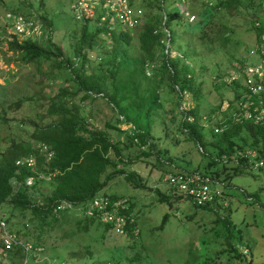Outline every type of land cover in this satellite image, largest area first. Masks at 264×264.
I'll return each mask as SVG.
<instances>
[{
	"label": "trees",
	"instance_id": "trees-1",
	"mask_svg": "<svg viewBox=\"0 0 264 264\" xmlns=\"http://www.w3.org/2000/svg\"><path fill=\"white\" fill-rule=\"evenodd\" d=\"M26 1L18 2L24 5L27 4ZM128 1L132 5V0ZM165 1H143L141 9L145 10L144 19L138 26L129 29H123L113 14L106 15L105 10L99 8L92 14L83 13L80 18H75L77 15L71 10L74 19L80 23L81 31L78 36L77 29L72 28L74 58L64 54L61 48L51 42V25L44 15L37 18L31 13L25 15L42 22L44 29L41 38L19 39L13 34L8 36L7 50L16 54L14 58L26 64L49 60L54 68L58 67L62 71H54L51 67H48V71L39 66L40 71L49 78L54 77V80L63 73L65 80L69 82L67 87L61 86L54 95H49L40 88L39 94L42 97L27 98L39 102L43 113L34 120L21 123V126L25 125L26 129L32 130L28 136H17L10 130L5 117L0 115V125L7 126L6 133H0V207L8 208V212H5L7 218L0 220L7 223L15 217L16 212L22 217L30 215L31 218L21 228L14 231L8 227V231L34 247H41L43 254L51 239L63 242L67 239L68 242L63 246L75 248L70 239L88 236L90 231H94L99 240H104L107 226L97 218L78 216V211L59 210V207L70 203L74 208H83L84 211L88 202L116 176H122L128 183L140 186L135 173L124 170V167L136 160L132 161L130 156H126L127 159L124 160L123 151L132 146H137L140 151L146 147L152 148L151 128L153 117L158 113L160 115L159 93L162 82L166 83L169 92L176 94L177 106L182 99L181 92H188L196 102L201 99L200 84L194 78L193 69L186 63L187 59L194 60L192 54L196 48L190 47L189 43L186 46L177 43L182 57L170 58L165 53L166 45L162 42L165 38L164 28L170 33L171 45H174L175 38L179 41V36L173 28L174 23L183 26L190 41L195 39L190 36L192 34L198 38L202 47H213L222 51L235 42L233 34L239 24L247 25L254 32L255 40L264 34V0H173L174 6L171 10L166 9ZM182 1L187 3L185 11L193 17L191 22L188 16L176 9V3ZM0 6L11 10L7 12L20 13L18 6L10 9L9 3H3V0H0ZM190 11L193 14H190ZM240 18L248 20L242 21ZM135 29L138 45L136 55L129 52L133 50L130 32ZM106 33L112 40V46L105 49L97 58L99 63L94 64L89 53L97 49L96 41L101 34ZM3 43L1 40L0 44ZM44 43L47 46H44ZM241 62L242 59H239V64ZM147 64L150 66L149 75L145 69ZM0 89L4 91V88ZM77 95L80 96L79 102H70V99ZM236 96L237 94L233 98ZM97 98L107 102L115 118L100 123L99 128H89V123L81 112V103L87 100L93 102ZM21 103L19 100L12 106L19 109ZM218 109L219 107L215 111ZM177 113H180L179 110ZM187 114L191 115L193 121L186 120L184 115L178 123V129L186 136L182 141L193 142L198 149H202V153L207 150L205 155L210 160L209 164H219L223 154L232 155L237 148L254 147L258 152L263 150L264 146L259 143L262 136L260 127L247 122L234 123L221 134H215L211 129V137L207 139L203 133L206 127L201 124L197 107ZM121 124L131 125V128L122 131ZM211 126L216 127L218 124ZM122 134H125L124 140H120ZM43 144L53 152L50 159L38 150ZM29 155L35 158L33 168L16 165L17 160ZM142 156L149 157L150 154L141 151L137 159ZM119 165L123 168H118ZM223 168H227L233 175L243 171L231 165ZM39 176L43 178L40 179ZM27 178H33V185H26ZM171 199L176 203L186 200L181 196L163 195L161 202ZM194 206L209 209L210 204ZM165 219L166 217L163 221ZM217 221L228 225L226 218L218 217ZM70 225H73L74 229L66 231ZM100 227L101 233L98 232ZM31 228V232L35 234L31 235ZM138 239L139 236L136 239L131 237L128 239L131 240L130 245H123L121 249H110V257L115 259L114 264L133 262L127 253H132L141 245ZM4 255L18 259L19 264H24V255L18 247L3 249L0 260ZM67 255V264H76L74 261L78 260V257L82 261L79 264H111L105 261V256L95 259V255L91 254L88 248L83 252H70ZM136 257L139 258L140 255L137 254ZM58 261L63 262L60 258ZM29 263L40 264L33 260L27 261L26 264ZM183 264L193 262L188 259Z\"/></svg>",
	"mask_w": 264,
	"mask_h": 264
},
{
	"label": "rangeland",
	"instance_id": "rangeland-1",
	"mask_svg": "<svg viewBox=\"0 0 264 264\" xmlns=\"http://www.w3.org/2000/svg\"><path fill=\"white\" fill-rule=\"evenodd\" d=\"M18 1L23 2V0H3V3H9L10 9L20 4L18 11L24 15L31 13L36 18L44 15L51 25L49 29L51 42L71 58H74L72 45L75 43L71 41L72 28L77 29L78 36L81 32L80 23L74 19L71 10H76L75 18H80L83 13L92 14L97 8L110 13L108 9L110 7L116 16L119 5L118 0H29L31 6L28 0L24 5ZM143 1L146 0H132L131 6L141 9ZM76 4L78 8H74ZM173 6V0L165 1L167 10H171ZM186 6V1L176 3V9L183 13ZM7 11L11 10L0 8V41H4L2 45L0 44V87L4 88V91L0 89V115L5 117L13 133L23 137L30 135L32 130L26 129L25 125L21 126V123L34 120L38 115L43 114L41 104L27 98L42 97L39 94L40 88L49 95H54L61 86L67 87L69 82L65 80L63 73L54 80V77L49 78L40 71L39 66L48 71V67L54 68L49 60H41L37 64H26L14 58L16 54L7 50L6 41L9 40L8 36L11 32L7 30V35L2 32L4 31L2 20ZM144 11L141 20L144 19ZM190 14L193 13L190 11ZM189 21L191 22V19ZM39 23L42 24L41 21ZM121 27L127 29V26ZM173 28L179 36V41L174 39L175 43L171 45V50L177 55L170 58L182 57L177 49L178 44L186 46L189 43L190 47L196 48L192 54L194 60L187 59L186 63L193 69L194 78L201 88V99L198 102L187 93L183 95L179 106L186 113L197 107L199 118L207 119L208 115L213 116L216 113L215 110L222 103L226 105L227 102L224 101L233 98L232 88L228 85H218L219 82L216 80L236 68L239 59L245 57L246 52L254 44V32L247 25L239 24L233 34L236 43L233 42L222 51L213 47H202L199 45L198 38L192 34L190 36L195 39L190 41L182 25L173 23ZM136 30L130 32L133 50L129 52L134 55L138 47ZM96 42H98L97 49L89 53L94 64L99 63L97 58L104 53L105 49H110L112 46L108 33L101 34ZM43 45L47 46L46 43ZM54 71H62V69L57 67ZM176 97L175 93L169 92L166 83L162 82L159 93L160 115L158 113L153 117L151 128L153 145L151 149L146 147L141 150L146 151L150 156L137 159L141 154L137 146L123 151L124 160L127 159L126 156L136 160H132L133 163L124 167V170L134 172L140 186L128 183L122 176H116L99 192V195L127 198L133 206L140 229L138 241L141 245L132 253L128 251L127 256L133 260L130 264H183L188 259L193 264H249L250 261L252 264H264V177L258 173L246 171L233 175L227 168H223L222 164H209L210 160L205 155L207 150L202 153V150L198 149L193 142L182 141L186 136L178 129V123L184 114L181 115L180 111L177 113L179 106H177ZM19 100L22 103L19 109H15L12 105ZM79 100L80 96L77 95L70 99V102H79ZM89 101L81 103V112L86 117L89 128H99L100 123L115 118L104 99L97 98L93 102ZM201 124H207V122L204 121ZM129 128L131 125H120L122 131H127ZM6 130V124L0 125L1 134H5ZM203 133L207 139H210V128L206 127ZM124 135L120 136V140L125 139ZM118 168L123 167L119 165ZM170 172L198 173L207 176L212 181L211 189L218 190L221 196L210 204L209 209L195 207L187 199L177 203L173 199L161 202L163 195L174 196L172 189L165 182ZM5 212H8V208L1 206L0 218L4 220L7 218ZM164 217H166L165 221H163ZM218 217L226 218L228 225L217 221ZM30 218V215L22 217L16 212L15 217L7 222V226L15 231ZM72 229L74 227L70 225L66 231ZM31 230L32 228L29 229L31 235L35 234ZM101 231L102 227L98 232L101 233ZM66 240L65 242L49 240L45 254L39 255L37 259H34L35 262L42 264L44 260H47L45 264H54L56 261L61 262L58 261L60 258L67 264V254L81 250L83 252L88 248L91 254L95 255V259L105 256L107 263L114 264L115 259L113 256L110 257V251L115 250V247L121 249L123 245L127 246L131 242L127 238L114 237L107 232L102 241L97 238L94 231H90L88 236L70 239L75 248L63 246L68 242ZM78 244H80L79 247ZM2 250L0 248V253ZM137 254L140 255L139 258L136 257ZM81 262L79 257L74 261L76 264ZM0 264H19V261L4 255Z\"/></svg>",
	"mask_w": 264,
	"mask_h": 264
},
{
	"label": "built area",
	"instance_id": "built-area-1",
	"mask_svg": "<svg viewBox=\"0 0 264 264\" xmlns=\"http://www.w3.org/2000/svg\"><path fill=\"white\" fill-rule=\"evenodd\" d=\"M118 2L116 16L110 7L108 8L110 13H107L105 10V14H113L120 25L127 26V29L138 26L143 17V11L139 8H133L128 0H118ZM182 3L185 2L182 1ZM74 8H78V4ZM74 11L77 15L76 10ZM184 15L186 17L188 16L189 20H193V17L189 16L188 12L185 11ZM2 23L4 34L9 30L11 34L21 39L41 38L43 35L44 28L42 24L38 20L26 17L25 15L6 12ZM164 31L165 38L162 42L166 45L165 53L170 57H174L173 55L176 56L177 54L171 50L170 33L165 28ZM151 67H153V64ZM235 67L232 71L219 77L216 81L219 82L218 85L230 86L233 90V96L235 94L237 96L231 100L224 101L227 102L226 105H222V103L213 116L208 115L207 119L201 118L202 122H207V124L202 125L210 128V130L212 129L215 134H221L231 124L239 122L251 123L261 128L262 136L259 138V143H262L264 146V34L255 40L252 47L246 52L241 64H237ZM149 68L150 66L147 64L145 66L147 75L150 72ZM176 89L179 90L178 87ZM187 93L181 92V98ZM179 111L182 114L184 113V109L181 106H179ZM184 115L186 120L193 121L191 115H188L186 112ZM215 124H218V126H211ZM38 150L47 159L53 156V152L44 144L40 145ZM200 150L202 149L200 148ZM219 164H222V167L229 165L237 166L243 171L255 172L264 177V147L262 152H258L254 147L237 148L232 155L223 154L219 159ZM16 165L33 168L35 158L29 155L26 158L17 160ZM39 178L41 179L43 177L39 176ZM33 182V178H27L26 185L31 186ZM165 182L172 189V194L188 199L193 205L201 206L212 204L221 196L218 190L211 189L210 184L212 181L202 174L185 172L171 173L167 175ZM60 209L78 211L80 216L95 217L100 223L107 226V233L114 236L127 239L131 237L136 239L140 236L137 218L133 212L131 202L127 198H113L106 194H97L88 202L84 211L83 208H74L70 203H64L59 207ZM0 242L4 250H10L15 247L20 248L25 258L24 264L29 260L35 262L34 259H37L39 255L43 254L41 247H34L32 244L19 239L16 234L10 233L7 223L3 220H0ZM44 261L47 262V260ZM54 264L65 263L56 261Z\"/></svg>",
	"mask_w": 264,
	"mask_h": 264
},
{
	"label": "crops",
	"instance_id": "crops-1",
	"mask_svg": "<svg viewBox=\"0 0 264 264\" xmlns=\"http://www.w3.org/2000/svg\"><path fill=\"white\" fill-rule=\"evenodd\" d=\"M249 264H252V261H250V263Z\"/></svg>",
	"mask_w": 264,
	"mask_h": 264
},
{
	"label": "clouds",
	"instance_id": "clouds-1",
	"mask_svg": "<svg viewBox=\"0 0 264 264\" xmlns=\"http://www.w3.org/2000/svg\"><path fill=\"white\" fill-rule=\"evenodd\" d=\"M8 225V224H7Z\"/></svg>",
	"mask_w": 264,
	"mask_h": 264
}]
</instances>
